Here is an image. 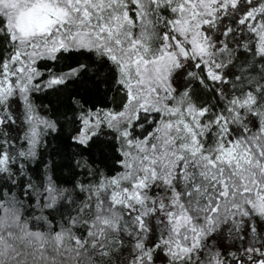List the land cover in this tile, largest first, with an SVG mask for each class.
<instances>
[{"label": "snow or ice", "instance_id": "1", "mask_svg": "<svg viewBox=\"0 0 264 264\" xmlns=\"http://www.w3.org/2000/svg\"><path fill=\"white\" fill-rule=\"evenodd\" d=\"M0 264H264V0H0Z\"/></svg>", "mask_w": 264, "mask_h": 264}]
</instances>
